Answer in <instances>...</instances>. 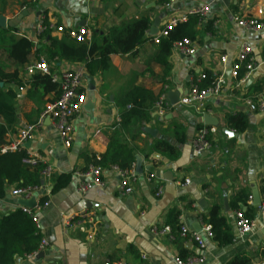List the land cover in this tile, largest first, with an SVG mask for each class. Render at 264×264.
<instances>
[{"label":"crops","instance_id":"0c3cea01","mask_svg":"<svg viewBox=\"0 0 264 264\" xmlns=\"http://www.w3.org/2000/svg\"><path fill=\"white\" fill-rule=\"evenodd\" d=\"M35 1L0 0V16L6 23L15 20L23 10L28 12L15 29L17 34L34 43L38 41L36 26L44 17L56 28L64 29L63 33L51 32L57 38L82 26L92 35L93 31L102 34L111 27H122L141 18H146L150 24L140 46L128 54L110 56L108 68L93 76L87 75L80 63L58 61L54 68L49 64L50 71L58 74L83 72L86 102L73 121L74 134L69 148L64 147L50 121L37 128L33 139L23 145L24 150L37 151L51 165L53 178L59 174L72 176L65 188L54 193H50L53 180H41L40 191H44L42 196L46 195L49 203L48 207L36 211L40 236L47 242L42 252L44 256L17 259L14 264H175L181 252L186 257L198 256L196 244L181 238L179 231L175 239L172 237L174 240L151 232L152 227L159 230L169 227L174 214L178 215L180 227L185 226L190 232H194L195 226L200 227L205 246L202 264H229L238 257L246 259L248 264H264V216L258 209L264 195V111L255 112L245 105L246 99H250L248 90L253 85L261 84L264 91V27L254 33L234 21L235 17H250L261 20L264 25V0H179L170 6L160 0H38L29 9L22 6ZM46 1L49 7L43 9ZM205 4L210 5V12L201 18L202 23L197 28L198 37L192 42L195 54L184 56L172 50L165 65L158 63L157 46L152 38L171 20L184 18L186 21L194 10ZM259 9L263 10L262 16L257 14ZM39 12L41 15L36 16ZM155 19H159L157 30L150 33ZM207 22H212V32L204 30ZM242 44L251 48L256 67L249 76L250 83L248 78L235 87L230 72ZM221 57L226 58L225 63L221 62ZM41 58L47 61L40 54L32 63ZM204 72L215 79L222 78L224 84L223 92L207 98L200 109L181 105L174 108L169 104L171 108L160 118L150 108L147 123L118 129L115 102L132 88L142 87L157 100L169 91L187 92ZM20 78L27 79L22 73ZM8 89L16 95L14 133L23 125L35 123L45 104L58 98L54 93L27 95V86L20 92L18 87L6 85L3 91ZM205 113L216 119V126L202 123ZM239 113L248 119L242 133L227 125V118ZM144 128L156 131V136L145 133ZM200 129L208 133L210 149L206 155L195 153L191 146ZM223 129L238 136L228 137ZM118 130L123 159L133 160L130 167L134 171L136 159L141 161V174L136 175L132 193L120 196L118 175L105 170L102 186L81 194L78 187L83 179L78 175L92 165L94 158L97 160L104 154L110 138ZM14 133H9L6 141L12 140ZM159 141L173 148L174 158L154 149ZM21 155L24 151L0 160V190L4 193L0 198V216L23 207L18 204L20 199L11 196L16 187L13 175L20 166ZM159 188L162 193L157 197ZM237 195L246 197L245 204L240 202L237 206L254 223L252 231L243 236L235 231L237 210L231 207ZM31 199L35 206L39 203V198ZM214 204H220L221 214L231 229L233 242L228 246L220 247L203 231L206 224L202 217ZM80 213L94 215L95 223L81 227L64 225L65 218ZM89 234L92 235L90 240Z\"/></svg>","mask_w":264,"mask_h":264},{"label":"trees","instance_id":"16d2710c","mask_svg":"<svg viewBox=\"0 0 264 264\" xmlns=\"http://www.w3.org/2000/svg\"><path fill=\"white\" fill-rule=\"evenodd\" d=\"M37 1L24 3L22 6L29 9L31 6H35ZM160 2L166 4L167 0H160ZM42 23L47 26L46 17L42 19ZM201 23L202 19L200 17L191 15L188 16L185 22L177 23L172 27L168 31L167 37L162 38L156 45V61L165 65L167 58L172 52V44L174 42L183 39L194 42L198 37L197 28ZM149 24L146 18H141L122 27H111L102 34H96L93 31L90 43L77 42L67 34H63L60 38L53 37L49 30H44L37 35L38 41L34 43L33 40L17 34L16 29L0 28V145L5 143L7 134L14 133V127L17 122L14 108L16 95L12 89L3 91L6 85H14L18 88L27 86V95H35L41 92L43 95L54 93L56 97L60 94L58 85L53 83L47 75L36 73L29 77L28 80L20 78V73L37 59L40 54L44 55L51 66L53 65L52 68L55 67L58 61L80 63L83 65L84 72L89 76H93L108 68L110 56L125 55L140 46L145 41ZM204 30L212 32V22H207ZM39 45L41 47L37 50L36 47ZM204 75L205 78L203 80L195 83L201 89L209 87L215 81V78L208 72H204ZM244 77L245 71L243 66H241L237 72L236 81H240ZM259 96H264V91L262 90V85L256 83L248 90L247 96L252 102L250 108L255 112L260 111ZM155 101L152 94L142 87H134L129 90L115 102L119 118L118 129L126 130L129 127L147 123L150 120V106ZM227 125L231 130L242 133L248 126V119L245 114L239 113L235 116H229ZM119 130L110 138L104 154L97 160L94 158L92 165L100 167L103 171L109 170L110 167H117L121 170L131 168L130 165L133 160L123 159L122 157ZM161 148L163 150H159ZM154 149L161 151L169 158L175 157L173 148L164 141L157 142ZM10 155H0V160L8 158ZM22 157L23 155L20 156V159ZM19 162L20 166L13 175V181L16 183L15 189L24 186L40 187L39 168L31 170L23 166L21 160ZM71 176L70 173L54 176L50 193L65 188L69 184ZM3 195V191L0 190V198ZM245 199L246 197L241 195L235 196L231 205L232 209L241 211L237 204L240 202L245 204ZM46 201V195L39 197V204ZM202 219L210 227L212 240L220 247L228 246L233 242L231 229L221 214L220 204H214ZM168 226L171 236L175 239L176 232L180 230L177 214L171 215ZM39 241L40 235L37 233L32 219L23 213L21 209H16L6 216H0V264H14L17 259H25L26 256L37 250ZM184 256L181 252L180 258H185L186 256ZM229 264H248V261L238 257L230 261Z\"/></svg>","mask_w":264,"mask_h":264},{"label":"built area","instance_id":"2783aa9c","mask_svg":"<svg viewBox=\"0 0 264 264\" xmlns=\"http://www.w3.org/2000/svg\"><path fill=\"white\" fill-rule=\"evenodd\" d=\"M179 0H167L166 6H170L172 4L177 3ZM210 12V5L205 4L200 8L194 10L191 14L197 15L200 18L205 17ZM258 16L263 15V10L259 9L257 11ZM235 23L237 26L244 28L248 31L257 33L261 31L264 27L261 20H257L255 18L250 17H235ZM185 22V19H175L171 20L168 25H166L161 31L158 32L156 36L152 38V42L157 45L162 38L167 37L168 31L171 30L177 23ZM44 30L56 31L58 33H63L64 29L62 27H55L52 23L48 22L47 26L43 25L42 20L36 26V34L39 35ZM71 39H74L77 42H88L90 39V31L86 27H79L74 30H68L65 32ZM172 50L180 53L184 56H193L195 54V49L193 47L192 41L188 39H183L178 42H174L172 44ZM226 58L221 57V62L225 63ZM243 66L245 71V77L240 81H236L237 72ZM255 63L252 58L251 48L242 44L238 50L237 58L234 64L231 67L230 78L235 82V87L240 85L246 79L249 78L251 73L255 70ZM36 73H41L43 75H47L51 78V81L58 85L59 87V96L57 99L45 104L42 112L39 115L37 121L33 124L23 125L21 128L17 129L13 135V139L10 141H6L7 136L5 138V143L0 145V155L12 154L16 152L24 151V155L21 158V164L26 168L31 170L39 168V176L41 180L50 182L53 180V168L51 165H48L42 156L37 151L24 150L23 145L26 142H30L33 139V135L37 128L41 127L45 121H50L52 123L53 128L58 132L60 139L63 142L64 147L69 148L71 142L73 140L74 134V126L73 121L75 117L80 113L83 108L84 103L86 102V95L83 91V72L82 71H64L61 73L51 72L50 66L47 61L44 59H39L34 63H31L22 72L24 80H28L29 77ZM205 75L202 74L199 77V80H203ZM197 82V83H198ZM224 81L222 78L215 79L213 83L209 87L199 88L197 84L192 85L186 94L182 96L179 100V105L185 107L196 108L197 110L202 107L203 102L209 97L219 96L222 92V86ZM166 89V88H165ZM20 92L24 91L23 88L18 89ZM259 110L264 111V96H259L258 100ZM246 106H251L252 102L250 99H246ZM153 112L156 116L163 118L167 111L171 108L168 100L166 98V94L162 93L158 99L151 106ZM9 135V134H7ZM192 149L195 153H203L210 149V143L207 140V131L204 129H200L196 132L194 138L191 142ZM110 171L115 172L119 178V186L118 192L120 196L130 195L132 193V184L136 180V175L134 173V169L130 168L127 170H121L117 167H110ZM83 179V182L79 185L78 191L81 194L86 193L95 188H100L102 186V177H103V169L98 166L90 165L87 170L78 175ZM152 176H149L151 179ZM189 180L185 181V184H188ZM262 188L264 189V183L262 184ZM41 188L37 186H24L16 188L11 191V196L16 197L20 200H29L32 197L39 198L41 197ZM162 193V189L159 188L156 196H160ZM48 201L39 204L37 203L34 209H29L27 207H21L23 213L28 215L32 222L34 223L35 229L37 233L40 232V224L37 219L36 211H41L44 208L48 207ZM259 212L262 216H264V195L263 201L258 207ZM235 218V231L238 235L243 236L250 233L253 229L254 223L252 220L248 219L243 212L236 211L234 214ZM95 223V216L87 213H80L75 217H67L64 220V225L71 227H81L84 224ZM205 235L208 238H211L210 227L206 225L203 228ZM151 232L154 235H167L170 239H173L171 236V231L169 227H164L159 230L156 227L151 228ZM40 235V233H39ZM179 236L183 239H189L194 242L197 246L200 254L190 255L185 258L177 257L175 259V264H202L204 262V251L205 246L203 240L199 233L190 232L187 227L181 226L179 230ZM88 239H92V235H88ZM47 246L46 240L40 236V241L37 247V250L32 254L26 256L25 259L36 258V256L43 252L45 247ZM145 259V257H142ZM105 264H121V263H109Z\"/></svg>","mask_w":264,"mask_h":264},{"label":"water","instance_id":"95a60500","mask_svg":"<svg viewBox=\"0 0 264 264\" xmlns=\"http://www.w3.org/2000/svg\"><path fill=\"white\" fill-rule=\"evenodd\" d=\"M52 1V0H51ZM47 3L43 4L42 7L43 9H46L49 7V2L46 1ZM28 15V12L26 10H23L19 15H17L16 19L11 21V22H8L6 23L5 21V18L3 16H0V28L1 29H8V28H12V29H15V28H18L19 26V23L20 21L26 17ZM41 15V12L37 13L36 16H40ZM159 23V19H155L154 22H153V25L150 27V33L152 32H156L157 30V25ZM83 27V26H82ZM34 35V33H33ZM32 35V36H33ZM252 81V79L250 80V78L248 79V83H250ZM186 94V91H177V92H173V91H169L166 95V98L169 102V104L174 107V108H178L180 107L179 105V100H180V95H185ZM202 123L205 125V126H216L217 125V121L216 119H213L211 118L208 114H203L202 115ZM144 132L151 135L152 137L156 136V131L154 130H151V129H148V128H144ZM222 132L227 135L228 137H237L238 135L236 133H233L232 131L228 130V129H223ZM203 155H206V152H203L201 153ZM140 165H141V161L139 158L136 159V165H135V175H138V174H141V171H140ZM44 194V191L42 190L41 191V195ZM18 204L20 206H23V207H27L29 209H33L34 206H35V201L33 199L31 200H18ZM224 207L225 209H227V204H226V201L224 202ZM194 232L195 233H200L201 229L200 227L197 225L193 228ZM44 256V254L41 252L39 253L35 259H42Z\"/></svg>","mask_w":264,"mask_h":264}]
</instances>
